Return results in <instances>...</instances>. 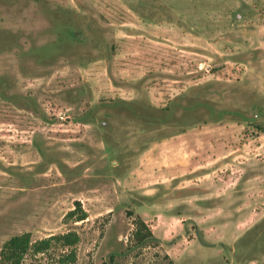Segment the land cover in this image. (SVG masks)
Listing matches in <instances>:
<instances>
[{"label":"rangeland","instance_id":"1","mask_svg":"<svg viewBox=\"0 0 264 264\" xmlns=\"http://www.w3.org/2000/svg\"><path fill=\"white\" fill-rule=\"evenodd\" d=\"M68 231L74 264H264V0H0V251Z\"/></svg>","mask_w":264,"mask_h":264},{"label":"trees","instance_id":"2","mask_svg":"<svg viewBox=\"0 0 264 264\" xmlns=\"http://www.w3.org/2000/svg\"><path fill=\"white\" fill-rule=\"evenodd\" d=\"M78 204L81 206L80 203ZM68 216H75L77 220H85L88 217L86 212L82 211L80 214H77L76 210L70 211ZM136 224L138 229L146 227V223L142 219H139ZM148 235L153 236L151 230H148ZM53 242L61 243L69 250V252H65L59 258V264H74L76 262V246L80 242L78 232L68 231L39 240H33L31 232H25L12 236L3 244L0 251V264H23L29 253L33 255L45 253L51 248Z\"/></svg>","mask_w":264,"mask_h":264},{"label":"crops","instance_id":"3","mask_svg":"<svg viewBox=\"0 0 264 264\" xmlns=\"http://www.w3.org/2000/svg\"><path fill=\"white\" fill-rule=\"evenodd\" d=\"M97 63L99 62V61H96Z\"/></svg>","mask_w":264,"mask_h":264}]
</instances>
